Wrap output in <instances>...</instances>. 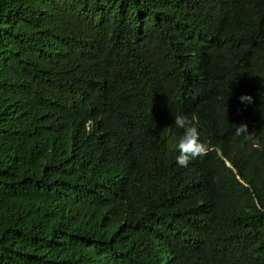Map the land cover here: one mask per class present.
<instances>
[{"label": "trees", "instance_id": "trees-1", "mask_svg": "<svg viewBox=\"0 0 264 264\" xmlns=\"http://www.w3.org/2000/svg\"><path fill=\"white\" fill-rule=\"evenodd\" d=\"M240 124L264 145V0H0V264H264Z\"/></svg>", "mask_w": 264, "mask_h": 264}, {"label": "clouds", "instance_id": "clouds-1", "mask_svg": "<svg viewBox=\"0 0 264 264\" xmlns=\"http://www.w3.org/2000/svg\"><path fill=\"white\" fill-rule=\"evenodd\" d=\"M252 98L244 95L240 97V101L251 103ZM173 117L174 126L181 130V135L176 142L175 151V162L179 167H188L190 163L197 159H203L209 152V146L201 140L200 130L195 124L187 118V116L180 114ZM92 121H88L86 129L91 131ZM234 135L236 137H243L249 144V154H254L258 151H264V145L253 139V134L248 132L247 124H240L235 130ZM230 167V165H229ZM257 207L261 211H264V207H261L257 203Z\"/></svg>", "mask_w": 264, "mask_h": 264}]
</instances>
